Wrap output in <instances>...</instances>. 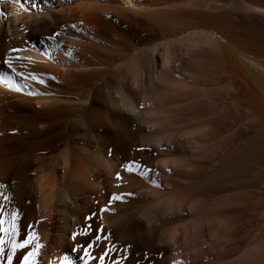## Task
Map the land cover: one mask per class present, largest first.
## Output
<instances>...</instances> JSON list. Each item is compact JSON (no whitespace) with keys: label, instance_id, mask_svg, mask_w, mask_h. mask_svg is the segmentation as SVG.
<instances>
[{"label":"bare ground","instance_id":"6f19581e","mask_svg":"<svg viewBox=\"0 0 264 264\" xmlns=\"http://www.w3.org/2000/svg\"><path fill=\"white\" fill-rule=\"evenodd\" d=\"M0 264H264V0H0Z\"/></svg>","mask_w":264,"mask_h":264},{"label":"snow or ice","instance_id":"6c2138e0","mask_svg":"<svg viewBox=\"0 0 264 264\" xmlns=\"http://www.w3.org/2000/svg\"><path fill=\"white\" fill-rule=\"evenodd\" d=\"M34 79H35V77H33ZM129 170H131V168L129 169ZM120 197H118V196H113V199H119ZM97 239H100V237H97ZM28 243V241H25V244H27ZM20 247H23L24 245H19ZM9 260H11V257H9ZM25 261L27 262V257L25 258Z\"/></svg>","mask_w":264,"mask_h":264}]
</instances>
